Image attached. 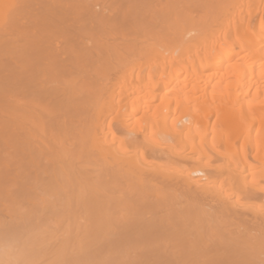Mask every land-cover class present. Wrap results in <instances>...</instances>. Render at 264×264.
I'll list each match as a JSON object with an SVG mask.
<instances>
[{
    "label": "bare ground",
    "instance_id": "1",
    "mask_svg": "<svg viewBox=\"0 0 264 264\" xmlns=\"http://www.w3.org/2000/svg\"><path fill=\"white\" fill-rule=\"evenodd\" d=\"M0 264H264V0H0Z\"/></svg>",
    "mask_w": 264,
    "mask_h": 264
}]
</instances>
